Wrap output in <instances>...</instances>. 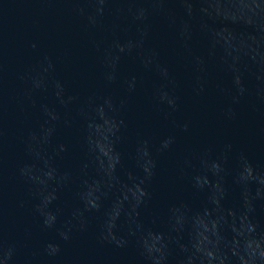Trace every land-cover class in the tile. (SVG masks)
<instances>
[{
  "label": "water",
  "instance_id": "95a60500",
  "mask_svg": "<svg viewBox=\"0 0 264 264\" xmlns=\"http://www.w3.org/2000/svg\"><path fill=\"white\" fill-rule=\"evenodd\" d=\"M0 264H264V0H0Z\"/></svg>",
  "mask_w": 264,
  "mask_h": 264
}]
</instances>
